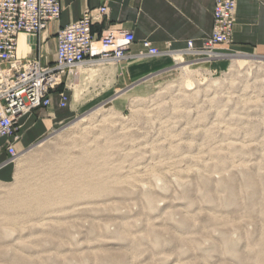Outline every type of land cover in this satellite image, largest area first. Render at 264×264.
I'll list each match as a JSON object with an SVG mask.
<instances>
[{"label": "rangeland", "instance_id": "1", "mask_svg": "<svg viewBox=\"0 0 264 264\" xmlns=\"http://www.w3.org/2000/svg\"><path fill=\"white\" fill-rule=\"evenodd\" d=\"M231 45L125 94L71 76L70 120L7 158L0 264H264V57Z\"/></svg>", "mask_w": 264, "mask_h": 264}, {"label": "crops", "instance_id": "2", "mask_svg": "<svg viewBox=\"0 0 264 264\" xmlns=\"http://www.w3.org/2000/svg\"><path fill=\"white\" fill-rule=\"evenodd\" d=\"M235 2L232 48L252 49L264 57V0ZM102 5L106 6L107 12L92 26L95 37L98 38L106 28L126 29L133 32L134 42L127 58L110 65L91 66L96 68L91 73L101 70L98 84L108 89L114 87L124 94L138 84L155 82L175 70L174 56L186 53L190 41L195 47L200 46L212 30L214 0H60L57 22L37 35L18 36L16 52L19 60L38 59L42 64L53 63L57 30L79 19L85 10ZM144 41L151 42L160 50L168 49L171 54L138 56L143 51ZM77 70L75 81L85 80L87 74ZM71 110L60 108L58 100L52 98L48 108L22 114L17 124L19 137L13 142L14 149L22 152L46 134L59 129L70 120ZM9 157L5 139L0 137V178L8 176Z\"/></svg>", "mask_w": 264, "mask_h": 264}, {"label": "built area", "instance_id": "3", "mask_svg": "<svg viewBox=\"0 0 264 264\" xmlns=\"http://www.w3.org/2000/svg\"><path fill=\"white\" fill-rule=\"evenodd\" d=\"M235 7V0H214L211 33L198 47L188 42L187 52L206 58L225 57L221 47L232 42ZM60 10V0H0V137L6 140L10 158L18 154L13 142L19 137L16 129L22 114L48 108L52 91H59V106L65 107L67 81L76 76L77 69L118 63L128 57L134 42L133 32L126 29L106 28L95 37L92 26L107 12L102 5L85 10L79 19L57 30L53 63L19 60L18 36L41 33L58 21ZM142 46L138 56L168 52L149 41H144Z\"/></svg>", "mask_w": 264, "mask_h": 264}, {"label": "bare ground", "instance_id": "4", "mask_svg": "<svg viewBox=\"0 0 264 264\" xmlns=\"http://www.w3.org/2000/svg\"><path fill=\"white\" fill-rule=\"evenodd\" d=\"M222 55H226L225 57H234V56L241 57L239 55L229 54L226 52L225 54H222ZM80 68H79L80 73L87 74V75H91L92 74L91 72L94 71L93 69H96L95 67H88L85 69L83 67H80ZM87 70H90V71H87ZM52 194L53 193L50 190L45 189V188L42 191L33 192V195H32V191H28L20 195L14 194V195H11L10 203H12V205L13 203L18 205V207L21 208L24 212L30 214L33 211H41L43 209H46L45 207L48 208V206L53 205L54 201H57V200L53 198Z\"/></svg>", "mask_w": 264, "mask_h": 264}, {"label": "water", "instance_id": "5", "mask_svg": "<svg viewBox=\"0 0 264 264\" xmlns=\"http://www.w3.org/2000/svg\"><path fill=\"white\" fill-rule=\"evenodd\" d=\"M35 145H36V144H35ZM32 147H33V146H32ZM32 147H31V148H32Z\"/></svg>", "mask_w": 264, "mask_h": 264}]
</instances>
